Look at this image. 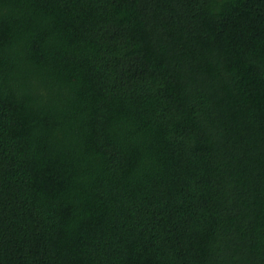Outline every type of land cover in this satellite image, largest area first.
Returning <instances> with one entry per match:
<instances>
[{
	"label": "trees",
	"instance_id": "16d2710c",
	"mask_svg": "<svg viewBox=\"0 0 264 264\" xmlns=\"http://www.w3.org/2000/svg\"><path fill=\"white\" fill-rule=\"evenodd\" d=\"M0 264H264V0H0Z\"/></svg>",
	"mask_w": 264,
	"mask_h": 264
}]
</instances>
